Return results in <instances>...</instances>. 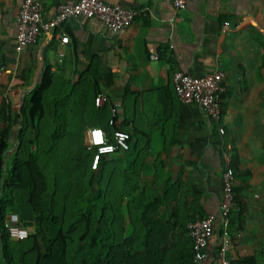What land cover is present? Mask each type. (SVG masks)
<instances>
[{"label": "crops", "instance_id": "0c3cea01", "mask_svg": "<svg viewBox=\"0 0 264 264\" xmlns=\"http://www.w3.org/2000/svg\"><path fill=\"white\" fill-rule=\"evenodd\" d=\"M38 1L44 19L50 20L59 4L79 0ZM102 1L147 13L117 35L99 20H69L17 54V18L24 0H0V64H7L0 82L15 115L14 146L17 132L24 129L27 100L47 69L53 76L45 103L48 115L64 106L70 123L82 130L84 144L91 128H108L102 117L107 106L93 102L98 82L102 96L118 109L117 126L132 136L130 153L106 158L114 173L115 195H157L169 202L161 212L189 204L191 214L202 209L206 215H217L224 154L214 146V124L206 113L181 103L173 75L223 72L222 126L240 157L236 188L249 207L246 229L230 243V255L264 259V77L260 75L264 51L259 44L264 39V0H188L181 13L175 11L173 0ZM63 36L69 37L68 43L62 42ZM154 54L160 56L158 61L152 60ZM53 122L48 128H56ZM11 215L18 216L24 228L33 216L28 208ZM218 232L209 261L221 242ZM0 264H4L1 236Z\"/></svg>", "mask_w": 264, "mask_h": 264}, {"label": "trees", "instance_id": "16d2710c", "mask_svg": "<svg viewBox=\"0 0 264 264\" xmlns=\"http://www.w3.org/2000/svg\"><path fill=\"white\" fill-rule=\"evenodd\" d=\"M259 44L264 51V39ZM6 68L5 62L0 64V73ZM260 75L264 77V53ZM52 85L53 76L47 69L27 100L24 129L17 132L15 147V115L0 82V236L4 264H198L190 224L210 215L202 209L191 214L189 204L161 212L160 208L169 202L157 195H115L114 173L105 164L106 158L130 153L132 148L104 157L99 169L94 170L96 152L84 144L83 132L70 123L66 108L57 107L53 115L46 111V96ZM94 89L96 104L102 96L98 82ZM105 105L106 114L102 117L107 121L108 128L103 129L107 136L113 139L116 131L129 132L117 126L118 111L114 116L117 108L109 98ZM96 112L98 118L100 111ZM50 121H54L55 129L52 125V129L48 128ZM214 134V146L224 154L230 143L215 123ZM63 140L66 144H61ZM84 158H88L87 164L82 163ZM240 165V157L232 148L230 171L236 178V202L228 216V226H216L215 237L219 231L221 242L225 237L235 242L246 229L249 207L236 188ZM74 177L82 178V182L75 185ZM24 208L33 215L25 225L29 235L14 243L6 220ZM228 254L232 264H264V259L258 257L233 259L230 249Z\"/></svg>", "mask_w": 264, "mask_h": 264}, {"label": "built area", "instance_id": "2783aa9c", "mask_svg": "<svg viewBox=\"0 0 264 264\" xmlns=\"http://www.w3.org/2000/svg\"><path fill=\"white\" fill-rule=\"evenodd\" d=\"M188 0H173V6L177 13L183 12ZM43 5L38 0H24L17 18L18 33L16 37V52L22 54L27 48L36 44L44 32L56 31L69 20L83 18L101 21L107 30L117 35L133 26L136 19L146 15V10H128L120 5H111L102 0H79L71 3H61L57 7L56 15L45 20ZM62 42L68 43L69 37L63 36ZM152 60L158 61L160 56L154 54ZM225 74L213 72L205 76L196 77L183 72H175L173 85L182 104L201 109L209 120L219 126L222 134L225 129L221 125L223 111L221 106V94L224 92ZM108 97L100 96L96 100L97 106L106 104ZM114 109V116L117 113ZM111 125L113 122L111 121ZM86 144L90 150H94L95 157L93 169L98 170L104 157L117 152L131 150V134L126 131H116L113 139L99 127L91 128L87 134ZM231 150L229 145L224 153L225 166L223 171V190L220 203V213L212 214L207 219L190 224L191 234L195 239V261L198 264H232L229 259L231 241L228 238L220 243L219 248L211 261L208 260V251L215 237L217 224L228 226V216L235 208L236 196L234 187L235 175L230 171ZM6 227L11 237L19 240L28 238V231L21 225L18 216L11 215L6 220Z\"/></svg>", "mask_w": 264, "mask_h": 264}, {"label": "rangeland", "instance_id": "374dc122", "mask_svg": "<svg viewBox=\"0 0 264 264\" xmlns=\"http://www.w3.org/2000/svg\"><path fill=\"white\" fill-rule=\"evenodd\" d=\"M58 127L60 128L61 126L59 125ZM66 142H67V141L63 140V141L61 142V144H66ZM73 142H74L76 148L79 149V147L77 146V142H76V141H73ZM81 160H82V159H81ZM87 160H88V158H84V161H83L82 163L87 164V162H86ZM67 167H68V170L71 169V166H70L69 164L67 165ZM80 181L82 182V178H80V179H79V178H75V177L73 178V183H74L75 185H79V184H80Z\"/></svg>", "mask_w": 264, "mask_h": 264}]
</instances>
